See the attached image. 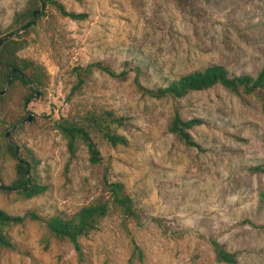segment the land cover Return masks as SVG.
<instances>
[{
  "label": "rangeland",
  "instance_id": "rangeland-1",
  "mask_svg": "<svg viewBox=\"0 0 264 264\" xmlns=\"http://www.w3.org/2000/svg\"><path fill=\"white\" fill-rule=\"evenodd\" d=\"M57 1L85 18L60 16L43 3L18 51L45 67L47 84L28 97L27 107L19 83L0 93L1 184L13 179L5 151L10 139L36 156V173L47 186L29 199L0 192V210L40 219L6 229L13 248L0 247V264H226L216 261L210 240L235 252L237 264H264V88L236 94L214 85L179 99L145 89L210 63L257 75L264 65V0ZM25 5L0 0L1 36ZM98 61L125 74L93 68L69 93L72 68ZM98 105L126 117L118 131L129 145L100 144L92 164L82 144L67 161L66 140L54 123ZM175 113L199 118L189 130L199 146H186L167 130ZM260 164L261 172L250 170ZM115 180L131 198L133 217L109 205L97 232L78 240L80 255L50 236L43 220L106 200V185Z\"/></svg>",
  "mask_w": 264,
  "mask_h": 264
},
{
  "label": "trees",
  "instance_id": "trees-1",
  "mask_svg": "<svg viewBox=\"0 0 264 264\" xmlns=\"http://www.w3.org/2000/svg\"><path fill=\"white\" fill-rule=\"evenodd\" d=\"M57 11L60 16L73 20L85 18V13L66 10L57 0H42ZM39 8L38 0H26L25 7L13 14L9 36L0 32V91L7 82L9 88L19 83L27 89L23 98L28 99L30 95L39 91L47 84L48 73L45 67L32 59L20 57L18 51L25 46V35L32 29V25L26 26L32 20V12ZM43 12L35 15L39 18ZM19 28H23L18 31ZM5 33V32H4ZM100 69L111 76L125 74V70L120 73L113 70L108 64L101 61L91 62L85 67L77 65L71 70L74 75V82L71 84L69 93L77 91L92 69ZM139 75L141 69L135 68ZM222 86L233 93H252L264 88V65L255 76L250 74H230L223 64L210 63L201 68L193 69L180 74L177 78L168 80L163 85L152 88H145L152 97L169 96L175 99L183 97L191 91L203 90L212 86ZM17 122V121H16ZM126 117L118 114L115 110L104 106L88 107L81 112H73L67 116L60 117L54 123V129L58 130L64 140H66L67 161L76 156L77 151L83 144L88 152V161L92 164L98 163L101 155L100 144H107L112 147L119 145L128 146L129 139L120 133L118 129L125 125ZM200 123L199 118H183L175 113L167 122V130L173 134L174 138L181 141L186 146H199L190 134V129ZM15 123H11L12 127ZM14 144V143H13ZM9 141H5V151L13 161V179L9 182L7 189L1 184L0 192L9 190L16 192L24 199L42 195L46 190V184L39 179L36 173L38 159L24 145H18L19 154L16 157L15 147ZM25 148V153L22 151ZM250 170L261 172L263 165L251 166ZM122 181L115 180L106 185L108 198L106 200H96L76 209L69 215L56 214L43 220L45 229L50 236L57 241L66 242L78 255L81 254L79 239L97 232L102 220L111 208L118 210L122 216L133 217L130 196L126 191ZM264 193L259 194V201H262ZM40 220L33 214L26 213L22 216H11L0 210V247L13 248L8 239L6 229L20 224L24 218ZM208 245L214 254L216 261L226 264H237L236 253L224 250L213 240L208 241ZM138 255L139 249L133 248Z\"/></svg>",
  "mask_w": 264,
  "mask_h": 264
},
{
  "label": "water",
  "instance_id": "water-1",
  "mask_svg": "<svg viewBox=\"0 0 264 264\" xmlns=\"http://www.w3.org/2000/svg\"><path fill=\"white\" fill-rule=\"evenodd\" d=\"M38 1H39V8H38L37 10H35V11L32 12V20H31L30 22H28V23L26 24V26H29V25H31V24H33V23L35 22V15L38 14V13L41 11V9L43 8V2H42V0H38ZM22 29H23V28H19V30H22ZM7 36H9V34H7ZM7 82H8V81H7ZM7 82H6V84H7ZM6 84H5V85H6ZM3 91H4V89L1 90L0 93H2ZM35 96H37V93H36ZM28 103H29V99L26 100L25 107H27ZM29 120H30V117H29V115H28V116H26L24 119H22V120H20V121H17L16 124H14L10 129H8L7 131L4 132V136L7 137L8 133H9L11 130H13L15 127H17V125H19L20 123H22V122H24V121H29ZM7 140H8L11 144H13V142H11L10 139H7ZM13 145H14V144H13ZM14 147H15V153H16V157H17L18 154H19V147H18V145H14ZM4 189H7V188L4 187Z\"/></svg>",
  "mask_w": 264,
  "mask_h": 264
}]
</instances>
